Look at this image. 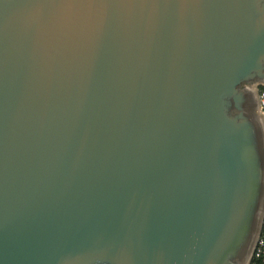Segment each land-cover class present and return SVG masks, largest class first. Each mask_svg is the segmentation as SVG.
<instances>
[{
  "label": "water",
  "instance_id": "obj_1",
  "mask_svg": "<svg viewBox=\"0 0 264 264\" xmlns=\"http://www.w3.org/2000/svg\"><path fill=\"white\" fill-rule=\"evenodd\" d=\"M263 82L264 0H0V264H250Z\"/></svg>",
  "mask_w": 264,
  "mask_h": 264
},
{
  "label": "built area",
  "instance_id": "obj_2",
  "mask_svg": "<svg viewBox=\"0 0 264 264\" xmlns=\"http://www.w3.org/2000/svg\"><path fill=\"white\" fill-rule=\"evenodd\" d=\"M259 104L258 111L260 114L264 115V87L260 88L259 91ZM250 264H264V237L258 239L253 258Z\"/></svg>",
  "mask_w": 264,
  "mask_h": 264
},
{
  "label": "rangeland",
  "instance_id": "obj_3",
  "mask_svg": "<svg viewBox=\"0 0 264 264\" xmlns=\"http://www.w3.org/2000/svg\"><path fill=\"white\" fill-rule=\"evenodd\" d=\"M263 86L264 87V82L262 84H259L257 87H258V91L260 89V87Z\"/></svg>",
  "mask_w": 264,
  "mask_h": 264
},
{
  "label": "trees",
  "instance_id": "obj_4",
  "mask_svg": "<svg viewBox=\"0 0 264 264\" xmlns=\"http://www.w3.org/2000/svg\"><path fill=\"white\" fill-rule=\"evenodd\" d=\"M260 88H263V86H261ZM262 237H264V225H263V230H262Z\"/></svg>",
  "mask_w": 264,
  "mask_h": 264
}]
</instances>
